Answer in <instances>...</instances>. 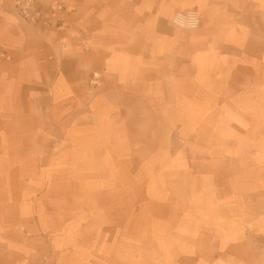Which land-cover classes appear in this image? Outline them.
I'll return each instance as SVG.
<instances>
[{"label":"rangeland","instance_id":"374dc122","mask_svg":"<svg viewBox=\"0 0 264 264\" xmlns=\"http://www.w3.org/2000/svg\"><path fill=\"white\" fill-rule=\"evenodd\" d=\"M242 2L230 20L253 25ZM236 34L171 24L164 59L136 62L165 87L114 116L43 95L38 138L0 141V264H264V28Z\"/></svg>","mask_w":264,"mask_h":264},{"label":"crops","instance_id":"0c3cea01","mask_svg":"<svg viewBox=\"0 0 264 264\" xmlns=\"http://www.w3.org/2000/svg\"><path fill=\"white\" fill-rule=\"evenodd\" d=\"M7 1L0 0V120L7 128L0 132V141L4 142L38 138L27 129L28 117L38 115L41 98L49 93L50 107L60 103L90 106L114 116L118 110L138 106V94L160 91L165 81L157 85L155 80H139L136 62L164 59L156 56V46L166 30L171 32V24L190 28L173 22L177 13L196 10L200 25L190 29L213 35L217 42L233 43L240 34L236 29L264 28V0H242L243 13L258 14V20L239 27L230 20L229 9L233 5L235 13L237 0H39L47 12L34 25L23 22ZM211 4L228 7L209 8ZM259 36L263 37L262 31ZM146 43L151 49L142 54L138 46ZM241 50L244 56L239 60H251L245 48ZM219 51L202 52L197 59L219 62ZM226 59L237 60L234 56ZM128 62L133 64L127 66ZM219 70L213 68L206 75L215 76ZM93 73L97 87L89 83ZM97 91L104 94L95 95ZM124 99L129 105L123 104ZM11 125L16 128L9 132Z\"/></svg>","mask_w":264,"mask_h":264},{"label":"built area","instance_id":"2783aa9c","mask_svg":"<svg viewBox=\"0 0 264 264\" xmlns=\"http://www.w3.org/2000/svg\"><path fill=\"white\" fill-rule=\"evenodd\" d=\"M16 15L25 23L38 24L42 21L47 12L39 0H10ZM173 22L180 26L196 27L199 24V16L194 9L186 10L175 14ZM97 74L93 73L89 82L97 84Z\"/></svg>","mask_w":264,"mask_h":264}]
</instances>
